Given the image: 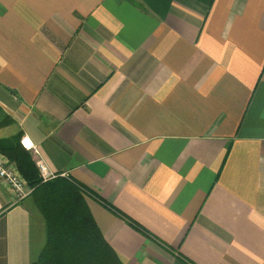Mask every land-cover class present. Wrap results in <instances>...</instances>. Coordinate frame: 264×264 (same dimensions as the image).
I'll return each mask as SVG.
<instances>
[{
    "label": "crops",
    "instance_id": "obj_1",
    "mask_svg": "<svg viewBox=\"0 0 264 264\" xmlns=\"http://www.w3.org/2000/svg\"><path fill=\"white\" fill-rule=\"evenodd\" d=\"M3 122L122 264H264V0H0ZM45 240L0 182V264Z\"/></svg>",
    "mask_w": 264,
    "mask_h": 264
},
{
    "label": "trees",
    "instance_id": "obj_2",
    "mask_svg": "<svg viewBox=\"0 0 264 264\" xmlns=\"http://www.w3.org/2000/svg\"><path fill=\"white\" fill-rule=\"evenodd\" d=\"M0 152L26 181L28 197L44 220L45 245L32 264H122L87 207L88 191L60 176L42 182L31 156L19 144L0 146Z\"/></svg>",
    "mask_w": 264,
    "mask_h": 264
},
{
    "label": "built area",
    "instance_id": "obj_3",
    "mask_svg": "<svg viewBox=\"0 0 264 264\" xmlns=\"http://www.w3.org/2000/svg\"><path fill=\"white\" fill-rule=\"evenodd\" d=\"M19 145L31 156L42 182L55 179L57 176L64 177V175H58L57 173L50 171L39 147L35 145L27 136L20 139ZM0 182L9 189L14 203L21 202L31 193V189L27 187L26 181L18 172L15 164L9 161V159L1 152Z\"/></svg>",
    "mask_w": 264,
    "mask_h": 264
}]
</instances>
